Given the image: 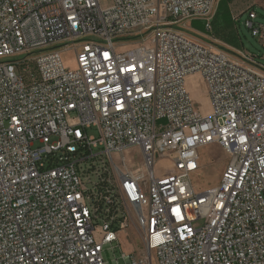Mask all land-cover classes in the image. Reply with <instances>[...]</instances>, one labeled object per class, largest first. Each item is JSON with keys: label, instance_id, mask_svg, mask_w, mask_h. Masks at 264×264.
<instances>
[{"label": "built area", "instance_id": "2783aa9c", "mask_svg": "<svg viewBox=\"0 0 264 264\" xmlns=\"http://www.w3.org/2000/svg\"><path fill=\"white\" fill-rule=\"evenodd\" d=\"M220 2L0 0V264H264V57L189 31L201 19L211 32ZM213 145L230 160L198 193ZM130 227L140 254L122 250Z\"/></svg>", "mask_w": 264, "mask_h": 264}, {"label": "rangeland", "instance_id": "374dc122", "mask_svg": "<svg viewBox=\"0 0 264 264\" xmlns=\"http://www.w3.org/2000/svg\"><path fill=\"white\" fill-rule=\"evenodd\" d=\"M108 2L110 0H104L103 5L106 6ZM250 7H253L258 14L257 22L264 25V0H222L216 16L211 22V32L207 30L206 21L201 19L192 21L189 24L191 27L189 31L201 39H205L203 35L211 36L233 51H248L256 56L264 57V46L259 39L252 35V31L246 26V22L249 19L247 10ZM143 43V40L137 39L133 40L125 48L120 44L118 45V51L123 52ZM62 58L68 69H76V55L73 49L65 50L62 53ZM186 87L196 110L202 116H209L212 113V105L202 77L200 75L189 76L186 80ZM124 155L127 167L136 176L146 173L140 148L128 149ZM200 155L201 169L192 178L194 188L198 193L220 185L225 171H223V165L225 161L229 163L230 160V155L227 151L219 146L206 147L201 150ZM113 157L115 162L120 164L119 156L114 154ZM161 165L162 168H165L167 164L163 163ZM101 237L102 233L98 232L97 240H100ZM119 237L124 253L140 254L144 249L140 236L133 227L121 231ZM106 258L109 259L107 253Z\"/></svg>", "mask_w": 264, "mask_h": 264}, {"label": "crops", "instance_id": "0c3cea01", "mask_svg": "<svg viewBox=\"0 0 264 264\" xmlns=\"http://www.w3.org/2000/svg\"><path fill=\"white\" fill-rule=\"evenodd\" d=\"M222 1V0H221ZM221 3V2H220ZM220 5V4H219ZM218 10V9H217ZM216 13H217V11H216ZM215 16H216V14H215ZM213 146H218V145H213ZM220 147V146H219ZM227 165H228V161H225V164L223 165V171L226 169V167H227Z\"/></svg>", "mask_w": 264, "mask_h": 264}, {"label": "trees", "instance_id": "16d2710c", "mask_svg": "<svg viewBox=\"0 0 264 264\" xmlns=\"http://www.w3.org/2000/svg\"><path fill=\"white\" fill-rule=\"evenodd\" d=\"M231 1H233V0H231Z\"/></svg>", "mask_w": 264, "mask_h": 264}]
</instances>
